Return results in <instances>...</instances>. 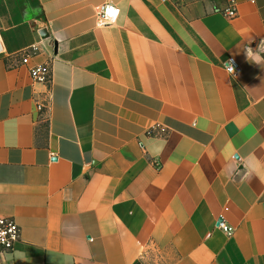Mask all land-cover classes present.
Masks as SVG:
<instances>
[{
    "label": "crops",
    "instance_id": "0c3cea01",
    "mask_svg": "<svg viewBox=\"0 0 264 264\" xmlns=\"http://www.w3.org/2000/svg\"><path fill=\"white\" fill-rule=\"evenodd\" d=\"M0 214V264H264V0H0Z\"/></svg>",
    "mask_w": 264,
    "mask_h": 264
},
{
    "label": "built area",
    "instance_id": "2783aa9c",
    "mask_svg": "<svg viewBox=\"0 0 264 264\" xmlns=\"http://www.w3.org/2000/svg\"><path fill=\"white\" fill-rule=\"evenodd\" d=\"M255 1V0H251ZM223 14L228 17H235L238 12L237 8L232 5L225 8ZM120 9L113 3H105L99 10L97 18L100 26H109L115 24L118 21ZM31 53L29 50H25L20 53L22 61L28 62ZM226 70L236 77L239 72V64L234 59L230 58L226 62ZM229 69H232L231 71ZM30 74L32 78L37 82L50 83L52 81V66L50 63L37 64L30 67ZM217 226L223 229L228 235H232L234 227L230 226L222 218L217 220ZM0 256L10 252L14 249L15 243L21 238V227L13 216L0 214Z\"/></svg>",
    "mask_w": 264,
    "mask_h": 264
},
{
    "label": "snow or ice",
    "instance_id": "6c2138e0",
    "mask_svg": "<svg viewBox=\"0 0 264 264\" xmlns=\"http://www.w3.org/2000/svg\"><path fill=\"white\" fill-rule=\"evenodd\" d=\"M3 235V233H0V236H2Z\"/></svg>",
    "mask_w": 264,
    "mask_h": 264
},
{
    "label": "clouds",
    "instance_id": "9594fccd",
    "mask_svg": "<svg viewBox=\"0 0 264 264\" xmlns=\"http://www.w3.org/2000/svg\"><path fill=\"white\" fill-rule=\"evenodd\" d=\"M230 71L232 70V69H229Z\"/></svg>",
    "mask_w": 264,
    "mask_h": 264
}]
</instances>
